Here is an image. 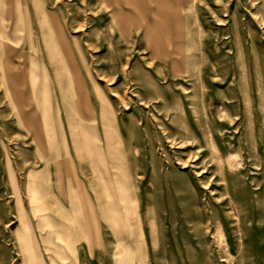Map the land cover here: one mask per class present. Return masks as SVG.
<instances>
[{
  "label": "rangeland",
  "instance_id": "rangeland-1",
  "mask_svg": "<svg viewBox=\"0 0 264 264\" xmlns=\"http://www.w3.org/2000/svg\"><path fill=\"white\" fill-rule=\"evenodd\" d=\"M139 1L0 0V264H264V0Z\"/></svg>",
  "mask_w": 264,
  "mask_h": 264
},
{
  "label": "bare ground",
  "instance_id": "bare-ground-1",
  "mask_svg": "<svg viewBox=\"0 0 264 264\" xmlns=\"http://www.w3.org/2000/svg\"><path fill=\"white\" fill-rule=\"evenodd\" d=\"M126 1H128L129 4H131V6L129 8H132V9L129 11V13H124V12L120 13V12H118V13L115 14V16L117 17V19L119 21L121 30L125 34H127L128 31H129V28H130V26L132 24H136L137 26H138V24H141V23L145 24L146 25L147 37L150 40L149 42H150V44L152 46V49L154 50V54H157V55L160 54L161 53L160 51L163 48L162 47V35H161V33H163V31L166 30V27L164 26V24H165L164 20L163 21H159L163 25H159V24L155 25L156 23L154 24L153 22L149 23V22H147L146 19L138 20V13L140 12V10H139L140 7L137 4L140 1L139 0H126ZM157 1H158L159 5H160V10L162 9V11H159V13L158 12L157 13L154 12L153 15L159 18L161 13L165 10L164 9L165 6H164V4L162 3L161 0H157ZM80 118L82 119L83 117L80 115ZM136 230H137V235L139 237V243L145 245V237H144V234H143L142 230L140 229L139 226H137Z\"/></svg>",
  "mask_w": 264,
  "mask_h": 264
},
{
  "label": "crops",
  "instance_id": "crops-1",
  "mask_svg": "<svg viewBox=\"0 0 264 264\" xmlns=\"http://www.w3.org/2000/svg\"><path fill=\"white\" fill-rule=\"evenodd\" d=\"M139 7H141V5H140V2L137 4ZM126 6H128V7H130L131 6V4H129V2L128 1H126Z\"/></svg>",
  "mask_w": 264,
  "mask_h": 264
}]
</instances>
